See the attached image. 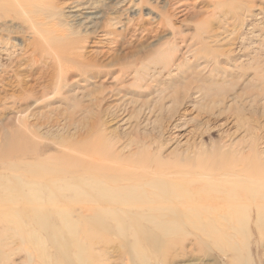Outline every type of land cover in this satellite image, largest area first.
Returning <instances> with one entry per match:
<instances>
[{"label": "rangeland", "instance_id": "1", "mask_svg": "<svg viewBox=\"0 0 264 264\" xmlns=\"http://www.w3.org/2000/svg\"><path fill=\"white\" fill-rule=\"evenodd\" d=\"M62 1L55 0L52 16L40 12L42 0H0V16L9 12L12 42L36 43L55 53L71 49L68 62L52 68L63 78L56 102L58 124L50 132L55 141L44 135L49 123L40 128L41 136L35 135L43 147L47 145L40 156L44 164L68 162L67 170L46 175L49 181L69 186H89L94 180L98 186H145L146 179L154 178L146 186L166 185L172 176L161 173L168 166L197 157L190 152L195 133L204 142L201 157L206 159L219 144L238 142L242 132L255 133L264 124V0H140L134 12L122 14L126 25L110 42H102V26L87 39L85 28L63 26L68 20L61 12ZM103 13L108 16L110 11L104 8ZM86 64L88 71L83 70ZM161 68L167 71L160 73ZM133 70L139 76L137 83L125 80ZM175 81L176 86L168 84ZM205 85L211 86L202 91ZM74 92L81 99L71 102L72 107L65 97ZM42 104L29 102V113L49 118L48 112L37 109ZM15 112L14 117L19 115ZM1 121L0 133L19 127L17 120L9 128ZM4 132L0 138H6ZM5 140L9 144V138ZM44 167L31 160L28 167L15 172L0 168V186H18L16 178L32 177ZM114 167L116 171L110 172ZM11 197L21 199L13 190ZM134 223L132 219L125 222ZM202 225L208 229L206 222L195 224ZM147 228L141 222L136 225L146 237L159 239L158 230ZM187 229L183 246L168 260L158 247L151 250L142 235L139 242L146 262L136 259L129 249L133 236H124L119 238V250L110 249L101 264H230L231 259L212 251L213 247L198 245L205 240L200 239V231ZM251 234L248 246L256 258L253 262L264 264V241L254 227ZM46 240L48 251L54 253L52 237ZM22 246L11 245L9 264H28L26 253L16 250ZM55 259L44 263L35 258L32 264H57Z\"/></svg>", "mask_w": 264, "mask_h": 264}, {"label": "bare ground", "instance_id": "2", "mask_svg": "<svg viewBox=\"0 0 264 264\" xmlns=\"http://www.w3.org/2000/svg\"><path fill=\"white\" fill-rule=\"evenodd\" d=\"M139 1L63 0L61 12L64 20H68L63 26L85 28L84 39L97 34L102 26V42L114 41L126 25L122 14L134 12ZM51 8L57 9L55 0H42L39 10L53 16ZM104 8L109 9L108 16L104 15ZM8 13L0 16V121H5L9 128L17 120L15 126L19 127L7 134L2 131L5 139L9 138V144L0 138V168L15 172L28 167L31 160L46 167L32 177L16 178L18 186H0V226L4 225L0 229V264H9L7 258L13 255L11 245L15 242L23 245L16 250L26 253L28 264L35 258L45 263L53 257L58 259L57 264H101L107 261L110 249L117 247L119 250V238L124 236H133L130 252L136 259L146 262L141 255V235L151 250L158 247L161 257L168 260L183 246V239L189 235L188 227L200 231V239H205L198 245L213 247L212 251L230 258V264H254L256 258L248 246L252 227L257 231L256 236L264 241V124H259L255 133L242 132L238 142L223 145L220 141L206 159L201 157L204 142L195 133L190 152L197 157L191 160L185 157L168 166L166 173H161L172 176L166 185L146 186L154 178L146 179L145 186H98L96 180L89 186L58 185V181H49L45 176L67 170L68 162L55 160L44 164L40 156L47 145L43 147L35 135L41 136L40 128L49 123L44 135H50L55 141L50 132H54L52 129L58 124L56 102L63 78L61 72H52V68L55 63L56 69L67 63V51L71 49L55 53L36 43L12 42ZM87 65L83 70L88 71ZM164 71L167 68L159 70L160 73ZM138 78L137 70L125 75V80L133 83H137ZM175 83L168 84L176 86ZM210 86L200 89L205 91ZM65 99L74 107L71 102L81 98L74 92ZM29 102L35 106L43 103L37 109L48 112L49 118L29 113L32 108ZM15 111L19 115L14 117ZM197 128L195 131L199 130ZM216 156L218 159L214 160ZM18 157L22 160L20 163L16 161ZM181 163L183 167H179ZM109 171L115 172L116 168ZM158 178L160 182L161 177ZM12 190L21 199H13ZM131 219L135 223L126 225ZM200 221L206 222L209 230L203 225L195 226ZM140 222L148 230H158L159 239L138 232L136 225ZM223 222L229 226H224ZM49 236L54 242V253L48 251L46 237ZM114 241L117 245L111 247Z\"/></svg>", "mask_w": 264, "mask_h": 264}]
</instances>
